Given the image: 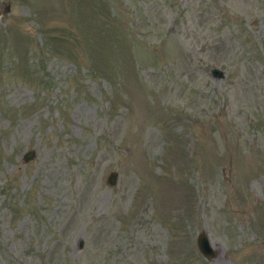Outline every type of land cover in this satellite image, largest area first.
Wrapping results in <instances>:
<instances>
[{
  "label": "rangeland",
  "instance_id": "1",
  "mask_svg": "<svg viewBox=\"0 0 264 264\" xmlns=\"http://www.w3.org/2000/svg\"><path fill=\"white\" fill-rule=\"evenodd\" d=\"M0 264H264V0H0Z\"/></svg>",
  "mask_w": 264,
  "mask_h": 264
},
{
  "label": "water",
  "instance_id": "2",
  "mask_svg": "<svg viewBox=\"0 0 264 264\" xmlns=\"http://www.w3.org/2000/svg\"><path fill=\"white\" fill-rule=\"evenodd\" d=\"M211 74L215 78H221L223 76V72L218 68H212ZM33 155H34L33 150L25 153L24 158H23L24 161L31 159ZM115 182H116V173L113 172L108 178V183L109 185L112 186L115 184ZM196 244H197L198 250L205 258L211 259L215 255V252L213 248L211 247L209 239L205 232H200L199 234H197Z\"/></svg>",
  "mask_w": 264,
  "mask_h": 264
}]
</instances>
